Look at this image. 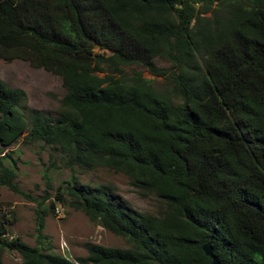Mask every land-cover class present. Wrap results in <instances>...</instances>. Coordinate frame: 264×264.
<instances>
[{
  "label": "trees",
  "instance_id": "trees-1",
  "mask_svg": "<svg viewBox=\"0 0 264 264\" xmlns=\"http://www.w3.org/2000/svg\"><path fill=\"white\" fill-rule=\"evenodd\" d=\"M213 4L0 0V61L28 63L65 90L52 118L25 113V93L0 81V187L36 204L35 247L9 237L0 213V264L5 252L21 264H211L206 244L220 264H264V0ZM132 65L170 80L171 91L139 74L97 75ZM21 138L59 153L72 174L46 207L48 194L21 191L5 165ZM78 169L123 174L158 200L157 214L132 210L110 186L80 184ZM66 199L129 248L88 244L74 260L47 252L45 218Z\"/></svg>",
  "mask_w": 264,
  "mask_h": 264
},
{
  "label": "rangeland",
  "instance_id": "rangeland-1",
  "mask_svg": "<svg viewBox=\"0 0 264 264\" xmlns=\"http://www.w3.org/2000/svg\"><path fill=\"white\" fill-rule=\"evenodd\" d=\"M218 3L213 4L216 9ZM154 66L160 70L171 71V65L161 59L154 60ZM137 74L151 82V86L158 92H170V80L157 78L142 66L132 65L121 68V73H114L106 69L105 74L114 76L122 81H130ZM0 81L8 88L20 89L26 95L22 106L25 113L29 110L39 111L54 118L58 110V101L63 97L65 90L61 80L41 69H34L28 63L14 61L5 63L0 61ZM172 95H170L171 97ZM172 102L176 103L172 97ZM10 155L15 172V184L24 193L29 194L39 201L45 192L50 202H55L57 190L71 177V173L61 162V155L53 152L50 147L40 142L24 144L22 138L16 144L4 151L3 155ZM82 185H107L110 186L121 202L134 211L141 213L157 214L160 203L154 197L143 198L130 185L129 180L121 173L107 169L89 171L75 170L73 173ZM44 176L49 180L51 189L46 190ZM68 199L62 205L55 207L54 214L45 218L43 235V248L47 252L70 260L86 256V245L96 244L106 248L127 249L129 244L125 239L115 236L102 228L98 223L89 220L84 214L68 206ZM36 204L18 195L13 194L5 187H0V213H7L10 224L7 229L9 237H18L25 244L35 247V214ZM22 259L16 252H5L2 264H21Z\"/></svg>",
  "mask_w": 264,
  "mask_h": 264
},
{
  "label": "water",
  "instance_id": "water-1",
  "mask_svg": "<svg viewBox=\"0 0 264 264\" xmlns=\"http://www.w3.org/2000/svg\"><path fill=\"white\" fill-rule=\"evenodd\" d=\"M223 0H213L214 3H220ZM94 48H98V46H95ZM202 251L205 254L206 257L211 259V264H220V262L217 260V258L213 254V250L210 247L209 244H206L202 247Z\"/></svg>",
  "mask_w": 264,
  "mask_h": 264
}]
</instances>
